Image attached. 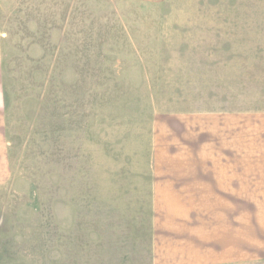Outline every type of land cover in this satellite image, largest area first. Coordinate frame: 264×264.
Returning a JSON list of instances; mask_svg holds the SVG:
<instances>
[{
	"label": "rangeland",
	"instance_id": "374dc122",
	"mask_svg": "<svg viewBox=\"0 0 264 264\" xmlns=\"http://www.w3.org/2000/svg\"><path fill=\"white\" fill-rule=\"evenodd\" d=\"M0 68V264H264V0H0Z\"/></svg>",
	"mask_w": 264,
	"mask_h": 264
},
{
	"label": "crops",
	"instance_id": "0c3cea01",
	"mask_svg": "<svg viewBox=\"0 0 264 264\" xmlns=\"http://www.w3.org/2000/svg\"><path fill=\"white\" fill-rule=\"evenodd\" d=\"M0 73H1V68H0ZM0 76H1V74H0ZM3 108H4V98H3L2 92L0 90V112H1L0 119L1 120H3V114H2ZM3 125L4 124L1 122L0 126L4 127Z\"/></svg>",
	"mask_w": 264,
	"mask_h": 264
}]
</instances>
